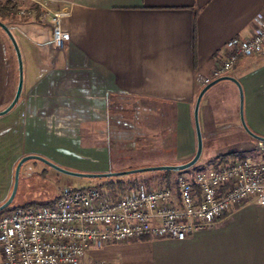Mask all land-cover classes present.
I'll use <instances>...</instances> for the list:
<instances>
[{
  "label": "crops",
  "instance_id": "obj_1",
  "mask_svg": "<svg viewBox=\"0 0 264 264\" xmlns=\"http://www.w3.org/2000/svg\"><path fill=\"white\" fill-rule=\"evenodd\" d=\"M12 1L34 11L37 2L51 11L68 9L63 27L71 39L63 50L56 49L50 46L47 22L17 14L15 30L30 38L42 73L19 104L0 117V206L12 191L13 153L43 154L79 173L121 172L134 168L126 163L140 144L150 147L148 139L162 132L165 138L168 129L162 156L138 167L155 166L154 160L191 161L203 80L227 43L250 37L254 18L264 15V0ZM229 76L243 88L248 127L264 137V55L240 58ZM238 121L243 128L238 87L224 81L209 89L200 106L203 141L233 135ZM252 144H230L215 161L234 153L231 147L253 149ZM100 253L88 258L112 264H264V207L251 201L214 228L182 241L147 237L106 245Z\"/></svg>",
  "mask_w": 264,
  "mask_h": 264
},
{
  "label": "built area",
  "instance_id": "obj_2",
  "mask_svg": "<svg viewBox=\"0 0 264 264\" xmlns=\"http://www.w3.org/2000/svg\"><path fill=\"white\" fill-rule=\"evenodd\" d=\"M6 1L12 0L0 3ZM37 3L38 11L18 8L19 15H37L39 22H47L50 46L63 50L71 39L63 22L71 12L51 11ZM260 55L263 14L254 18L250 37L227 43L203 85L228 76L240 58ZM134 185L63 189L50 206L0 212V264H112L88 258L89 250L147 237L182 241L214 228L251 201L264 207V143L244 159H218L208 169L180 173L173 185L160 187L149 181Z\"/></svg>",
  "mask_w": 264,
  "mask_h": 264
},
{
  "label": "rangeland",
  "instance_id": "obj_3",
  "mask_svg": "<svg viewBox=\"0 0 264 264\" xmlns=\"http://www.w3.org/2000/svg\"><path fill=\"white\" fill-rule=\"evenodd\" d=\"M20 19L21 18L19 17V15L16 16L11 15L4 20L9 26V28H13L11 29V31L15 36V39L21 50L23 67H24V86H23L22 94H24L27 92L30 86L35 82V80L40 77V74L42 73L41 71L42 68H40V65L37 63V51L35 49V46L31 42L30 38L16 31L17 29L15 27L18 25V21ZM61 57L63 58V56L59 55V59ZM18 84H19V65H18L17 56L11 41L9 40L5 32L0 28V111L6 109L13 101L18 89ZM120 99L123 100V102L127 103L125 99L123 98ZM221 101L223 103L225 102V96L223 97L222 95ZM131 104L132 103H130V105ZM144 118H146V115L144 116ZM151 124L152 126H158V124L155 123H151ZM237 125L239 127L238 130L233 135L230 134L225 139H218V140L213 139L209 142L206 140L203 141L204 142L203 153L200 161L195 166L197 167V169L210 168L211 166L210 162L216 160L214 158L216 153L220 150L227 148L228 146H230V144H239L245 141H251L253 143L252 146H255L253 149L252 147H250V145H243V146L239 145L230 148V150H233L234 152L243 153L245 155L251 154L255 148H258V146H260L259 141L247 135V133L241 127L240 121H238ZM167 126L168 125L166 123V128ZM157 132H159V130ZM163 134L164 132H162L161 135H158L159 138L154 137L152 139H148L150 140V142H148L150 143L149 144L150 147H146V149H143L144 148L143 145L140 144L139 145L140 151L137 150L136 152L131 154L134 155L133 160L127 162L126 165L133 166L134 168L132 169H138L140 168L138 166H143L150 163V161L147 160L154 159L153 157H155L156 155L162 156V150H161V148H163L162 142L163 140H165L166 143L169 141V138L167 136L168 129H166L165 138L162 137ZM125 148H130L132 150L136 149L133 146L130 147L129 145L125 146ZM168 148L169 147L166 146V150ZM32 155H37V154H32ZM38 155L43 156L48 160H50L49 157H47L46 155L43 154H38ZM24 156H28V155L27 154L21 155L17 153L12 154V161L10 162V169L8 171V181L9 184L12 185V190L14 184L15 170L18 161H20V159ZM164 156L165 158L168 157V155H164ZM50 161H52L55 164H58L53 160ZM152 162L155 163V166L175 164L174 159L171 161L154 160ZM185 173L192 174L193 171L191 170ZM178 175H180V173L173 172L171 174L169 178L170 179L169 185L171 184L173 185ZM117 180L118 178L88 179V178L72 177L69 175L59 173L55 169L50 168L49 166H47L46 164L40 161L29 160L22 166L20 172L18 191L14 199V202L10 207L18 208V207L26 206V207L41 208L42 206L48 204L49 202H53L54 200H56V198L59 196L60 192L63 189H74V188L79 189L85 186L106 185L109 182L117 181ZM165 180L166 177H164V174L157 172L136 174V175H132L131 177L129 176V178L124 179L125 182L130 181L132 183H135L136 185L137 183H144L146 181H149L152 185L160 186V187H165L166 185ZM104 248L101 249L92 248L89 250L88 256L97 259L101 254L100 252L104 250Z\"/></svg>",
  "mask_w": 264,
  "mask_h": 264
},
{
  "label": "water",
  "instance_id": "obj_4",
  "mask_svg": "<svg viewBox=\"0 0 264 264\" xmlns=\"http://www.w3.org/2000/svg\"><path fill=\"white\" fill-rule=\"evenodd\" d=\"M0 28L5 32L9 40L11 41L16 56L18 60V65H19V84H18V89L16 92V95L11 102V104L4 109L3 111H0V117H3L7 114H9L19 103L22 92H23V86H24V67H23V59H22V54L20 47L15 39V36L13 35L11 29L9 26L2 21H0ZM224 81H230L233 82L239 89L240 93V117H241V123L246 131V133L251 136L253 139L264 143V137L257 135L254 133L247 125L245 121V115H244V92L243 88L238 80L231 76H224L221 78H218L214 80L212 83L207 85L200 93L195 109H194V123H195V130H196V136H197V151L193 159L185 164L182 165H161V166H151V167H144V168H138V169H132V170H127V171H121V172H109V173H79V172H73L70 170H67L52 161L48 160L47 158L40 156V155H28L20 159V161L17 164L16 170H15V175H14V184H13V190L9 198L0 206V212L6 210L9 208L12 203L14 202V199L16 197L18 187H19V179H20V172L22 169V166L29 160H37L40 161L50 168L55 169L59 173L69 175L72 177H78V178H88V179H103V178H120L124 176H130V175H136V174H146V173H153V172H185L190 169H192L196 164L200 161L202 153H203V135H202V130H201V125H200V106L202 99L204 95L207 93L209 89L217 85L218 83L224 82Z\"/></svg>",
  "mask_w": 264,
  "mask_h": 264
},
{
  "label": "trees",
  "instance_id": "obj_5",
  "mask_svg": "<svg viewBox=\"0 0 264 264\" xmlns=\"http://www.w3.org/2000/svg\"><path fill=\"white\" fill-rule=\"evenodd\" d=\"M19 14V11H18V7L17 5L13 2V1H6V2H3V3H0V21H2L3 23L7 24L5 22L4 19H6L7 17L11 16V15H17ZM229 157H233V158H238V159H244L246 157L245 154L243 153H237V152H234L230 155H225V156H221L220 159L222 161H226L227 158ZM215 163V161H211L210 164H213ZM200 169H205V168H200ZM200 169H197V167H193L192 169L188 170V171H185V172H189V171H198ZM131 170V169H130ZM185 172H180V173H185ZM157 173H162L164 174V177H166V180H165V183L166 185L165 186H169L170 184V176L173 172H169V171H165V172H157ZM132 175H130L131 177ZM126 178H129V176H124V177H121L120 179L118 178L117 181H112V182H109L106 184V186L108 187H115V186H119V187H124L126 184H130V185H134L135 183H132L130 181H127L125 182L124 179ZM55 201L53 202H49L48 204L44 205V206H50L54 203ZM26 207V206H25ZM10 209H13L11 207L7 208L5 211L7 210H10Z\"/></svg>",
  "mask_w": 264,
  "mask_h": 264
}]
</instances>
